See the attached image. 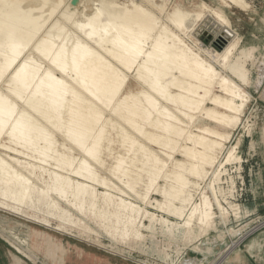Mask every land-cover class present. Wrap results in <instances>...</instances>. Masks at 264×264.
<instances>
[{"label":"bare ground","instance_id":"bare-ground-1","mask_svg":"<svg viewBox=\"0 0 264 264\" xmlns=\"http://www.w3.org/2000/svg\"><path fill=\"white\" fill-rule=\"evenodd\" d=\"M82 1L0 0V208L61 226L74 211L128 238L158 220L138 201L206 227L221 202L212 187L192 202L189 188L238 158L232 146L218 160L244 112L249 53L230 40L204 57L184 40L193 14L166 0Z\"/></svg>","mask_w":264,"mask_h":264},{"label":"rangeland","instance_id":"rangeland-1","mask_svg":"<svg viewBox=\"0 0 264 264\" xmlns=\"http://www.w3.org/2000/svg\"><path fill=\"white\" fill-rule=\"evenodd\" d=\"M246 1L249 7L241 9L223 0H166L168 8L178 5L193 14L186 19L192 30L184 34V40L204 57V51H219L230 40H238V49L250 55L246 64L249 81L242 86L248 93L244 112L235 128H221L231 131V136L219 162L232 146L237 147L238 158L209 168L205 179L189 188L192 202H199L201 194L209 199L216 194L221 202V209H212L207 226L194 221L185 229L182 221L137 201L156 213L158 220L150 224L141 219L144 226L138 234L123 238L110 236L96 221L74 211L61 226V221L43 211L37 213L38 218L48 225L32 220L30 208L22 207L18 213L0 208V264H104L100 259L109 258L131 264H264V0ZM202 2L222 11L230 25L218 23ZM194 13H201V18ZM153 198L161 199L155 194ZM162 216L172 224L164 225L159 220ZM17 247L23 255L16 252Z\"/></svg>","mask_w":264,"mask_h":264},{"label":"crops","instance_id":"crops-1","mask_svg":"<svg viewBox=\"0 0 264 264\" xmlns=\"http://www.w3.org/2000/svg\"><path fill=\"white\" fill-rule=\"evenodd\" d=\"M189 251H190V249H189ZM190 254H193V253H190ZM191 258H192V256H191ZM94 259H97V261L99 260L98 258H94ZM100 260L103 261L104 264H131V263L127 262V261L121 262V261H117L116 259L112 260L110 258L107 259V260H105V259L104 260L103 259H100ZM100 260L98 262H100Z\"/></svg>","mask_w":264,"mask_h":264}]
</instances>
